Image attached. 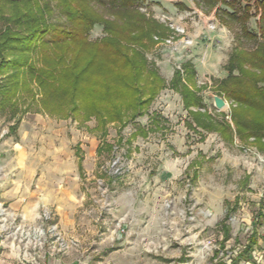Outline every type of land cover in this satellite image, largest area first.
<instances>
[{
	"label": "rangeland",
	"instance_id": "obj_1",
	"mask_svg": "<svg viewBox=\"0 0 264 264\" xmlns=\"http://www.w3.org/2000/svg\"><path fill=\"white\" fill-rule=\"evenodd\" d=\"M37 1L42 5L43 0ZM55 3L51 0L52 7ZM139 5L135 20L111 16L92 6L111 31L108 34L96 24L87 36L92 45L112 37L123 53L133 50V62L144 60L146 69L136 86L140 99L149 98V102L138 116L128 109L123 121L108 117L102 124L86 110L85 101L76 102L78 110L69 114L68 84L51 91L43 104L36 83L19 74L18 82H26L32 96L18 89L11 102H2L0 95V135L5 131L10 142L26 141L28 157L39 161L38 169H52V173L56 165L62 169L73 194L53 197L58 206L41 208V213L51 215L50 222L58 225L68 250L73 247L93 257L124 252L108 260L111 264H225L223 257L231 260L244 249L256 229L250 223L255 225L260 217L264 221V138L239 137L233 124L236 106L225 94L240 88L241 68L246 82L259 83L264 78V68L256 56L253 59L264 40L244 37L239 23L193 0H140ZM52 11L46 16L53 26L45 36L47 41L64 22L55 7ZM251 13L246 28L256 33L260 14ZM4 28L0 19V34ZM19 28L12 26L13 30ZM92 45L82 54L89 59L92 51L97 53L95 68L80 83L82 97L95 87L99 98L109 97L108 103L130 106L133 94L115 79L110 53ZM39 51L40 47L31 52L33 61ZM235 54L244 62L236 58L230 72L227 67ZM20 57L24 54L17 53L13 59ZM146 74L153 78L151 82L144 79ZM5 75L0 72V88L9 85ZM175 77L179 78L176 83ZM214 96L226 103L222 110L214 108ZM196 97L200 108L194 106ZM253 109L235 118L249 120L248 126L260 130L262 116ZM197 113L203 116L198 120L205 128L198 126ZM223 124L230 128L225 136L220 133ZM227 212H233L227 220L232 237L223 248L218 245V223ZM60 218L73 221V229L66 223L61 228ZM196 220L207 221L213 228L196 236ZM117 232L128 241L119 249ZM256 233L263 238L264 227Z\"/></svg>",
	"mask_w": 264,
	"mask_h": 264
},
{
	"label": "trees",
	"instance_id": "obj_2",
	"mask_svg": "<svg viewBox=\"0 0 264 264\" xmlns=\"http://www.w3.org/2000/svg\"><path fill=\"white\" fill-rule=\"evenodd\" d=\"M193 1L208 10L215 9L219 15H223L232 22L239 23L241 25V33L244 37L254 41L259 38L264 40V0ZM242 1L244 2L243 5L241 4ZM55 2L54 7L58 15L64 19V22L53 30L54 34L52 35L51 41H47L45 40V36L53 27L51 24L47 23L46 20V16L53 12L52 9L54 7H52L51 0H43L42 5H40L37 0H0V3H2V6H0V19L5 22V28L0 34V72H5L6 77L3 78L9 81L8 86H3V89L0 88V95L3 97L2 102H11V97L17 93L18 89H24L32 96L30 86L26 84V82H23V85L18 82L19 80L17 77L21 74L36 83L43 104H46L47 98L51 95V91H57L59 88H62V86L68 84L70 87V96L67 99V103L70 104L68 108L69 114L78 110L76 109V102L85 101L87 102L85 105L87 108L86 110L102 121V124L107 122L109 118L111 121L113 117H116L117 121H123L127 116L126 114H128V109H130L129 111L133 114L132 116H138L144 110L143 107H147L146 105H148L149 102V98L140 99V89L136 86V80L141 75H144L142 74V70L144 68L146 69L144 60H142L141 63L133 62V50L129 54L126 52L123 53L117 41L112 37H106L101 42L92 45L89 44L87 36L90 29L96 24H101L104 27V31L108 34L111 31L109 27L103 23V19L100 18V15H95L93 13L94 7L92 6L104 10V12L111 14V16L123 15L127 20H135L137 16L140 15L138 11L140 9V0H55ZM3 3H5V5H3ZM219 5L223 6V8L219 9ZM3 7H5V10L9 9L8 16L5 15ZM251 10L260 14L256 33L246 28V22L252 15ZM16 25L20 27V31L12 29V26ZM149 36L150 34H148V37ZM90 45H92L93 49H101L110 53L112 64L116 66V68L113 65L110 66L114 67V69L111 70L116 74L115 79H117L119 83L121 82L123 87L129 89L131 95L133 94L130 106L126 105L127 103L123 106L108 103L106 100H108L109 97L104 95L102 98H99L98 90L95 87L89 88L85 93L86 96L84 95V97H82V91L79 89L80 83L85 77L87 78L89 73L95 68L97 59V53L95 51L90 53V57L87 56L89 59H86L84 55L82 56L83 52L87 53L84 48ZM39 47L40 56L36 58L37 60L33 61L31 52L37 51ZM259 47V52L256 51L258 53L253 54V59L256 56L259 64L264 68V43ZM58 49H60V53H58V51L55 52V50ZM17 53L20 55L24 54V57L13 59ZM248 56L250 58V55ZM7 57L11 58L7 59ZM236 58L239 57L235 54V57L228 64L227 68L230 72L235 68V63L233 61L236 60ZM240 61L242 63L244 62L243 57ZM250 65L252 64L250 63ZM253 66L255 65L253 64ZM187 67L188 65H186V68ZM134 70H137V72ZM239 70L242 71L243 74V79L237 78L240 88L236 87L226 90L225 92L227 98L236 106L233 109V124L237 128L236 133L240 138H264V78L259 82L262 83L261 85H258L259 83H256L257 81L254 82L249 80V82H246L244 80L245 74L243 68ZM128 71H130V73ZM149 72H152V70H148L147 73ZM229 77L231 76L229 75ZM146 78H148L150 82L153 80V78L147 76V74L144 79ZM106 81L107 79L105 82ZM177 81H179V78L175 77V83ZM55 82L57 83L56 86L54 84ZM241 85L243 86L241 87ZM106 104L108 106H106ZM196 105L198 106L197 108L201 106V102L197 97L194 102V106ZM252 108H254L253 110H259L261 113V126L258 125L262 128L260 130H255L248 126L246 122L249 120L243 119V121H241L235 118L236 116L246 115L245 113ZM107 109H109L110 112L107 113ZM124 113L125 115H123ZM197 114L198 117L195 115L193 116H195L194 118L198 126L204 127L205 125L200 124L198 120L202 115H199V113ZM207 117L209 119L208 115ZM252 126L254 127V125ZM220 131L221 135L225 136L230 133V128L227 124H223ZM229 214L230 212H227L223 222L228 219ZM252 244L253 240H250L245 251H247Z\"/></svg>",
	"mask_w": 264,
	"mask_h": 264
},
{
	"label": "crops",
	"instance_id": "obj_3",
	"mask_svg": "<svg viewBox=\"0 0 264 264\" xmlns=\"http://www.w3.org/2000/svg\"><path fill=\"white\" fill-rule=\"evenodd\" d=\"M4 134L5 131H2V135H0V202L9 211L21 214L25 223L36 224L39 222L38 216L41 213V208L58 206L53 197L73 193L69 191L68 181L62 177L64 174L59 165L55 166V173H52V169L50 171H47L46 168L38 169L37 163L39 161L36 158L28 157L26 141L10 142V139L5 137ZM60 171L62 173H58ZM71 180L74 181L75 177H71ZM55 210L58 215L61 214L57 211V208ZM232 214L233 212L230 215ZM224 217L225 214L218 223L221 228L218 245L223 248L225 243L229 242L232 237L230 224L227 223L228 219L223 222ZM261 219L260 217L259 220ZM259 220L257 219V225L250 223L252 229H256L252 230L244 249L239 254L231 260L229 256L225 259L223 254L221 255L222 260H227L225 264H264V235L261 238L256 233L259 227H264V221L261 220L260 223ZM59 223L61 228H63L64 223L70 229L74 227L73 221H66L64 218H60ZM194 223L196 224L194 227L199 229L196 236L203 235L204 229L212 227L207 221L196 220ZM216 227L214 226V228ZM208 232L209 230H206V233ZM72 238L71 244L75 240L74 236ZM250 240H253V244L245 251ZM115 241L118 249L128 244L127 236L123 237L119 232L115 235ZM51 249L50 243L47 242L44 248L37 253L28 251L25 255H22V251L15 242L0 234V264H111L108 260L119 258L124 253L111 251L103 254L98 253L97 256L93 257L91 253L78 252L73 247L65 253H55ZM219 252L220 249L214 252V255L217 257Z\"/></svg>",
	"mask_w": 264,
	"mask_h": 264
},
{
	"label": "built area",
	"instance_id": "obj_4",
	"mask_svg": "<svg viewBox=\"0 0 264 264\" xmlns=\"http://www.w3.org/2000/svg\"><path fill=\"white\" fill-rule=\"evenodd\" d=\"M50 220L51 215L43 212L38 216V223L28 225L21 214L9 211L0 202V234L15 242L22 251V255L28 251L37 253L47 242L50 243L52 252H67L69 244L65 243L61 237L58 225Z\"/></svg>",
	"mask_w": 264,
	"mask_h": 264
},
{
	"label": "water",
	"instance_id": "obj_5",
	"mask_svg": "<svg viewBox=\"0 0 264 264\" xmlns=\"http://www.w3.org/2000/svg\"><path fill=\"white\" fill-rule=\"evenodd\" d=\"M213 105L216 110H222L226 106V103L224 102L222 98L214 96Z\"/></svg>",
	"mask_w": 264,
	"mask_h": 264
}]
</instances>
